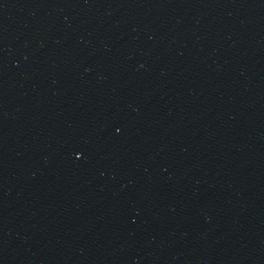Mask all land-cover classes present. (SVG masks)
I'll return each instance as SVG.
<instances>
[{
    "label": "water",
    "instance_id": "obj_1",
    "mask_svg": "<svg viewBox=\"0 0 264 264\" xmlns=\"http://www.w3.org/2000/svg\"><path fill=\"white\" fill-rule=\"evenodd\" d=\"M0 264H264V0H0Z\"/></svg>",
    "mask_w": 264,
    "mask_h": 264
}]
</instances>
